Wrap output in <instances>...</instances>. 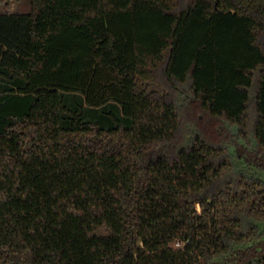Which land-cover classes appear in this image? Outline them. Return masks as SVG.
<instances>
[{"label": "trees", "instance_id": "16d2710c", "mask_svg": "<svg viewBox=\"0 0 264 264\" xmlns=\"http://www.w3.org/2000/svg\"><path fill=\"white\" fill-rule=\"evenodd\" d=\"M30 4L0 11V264H210L261 238L264 180L229 147L264 152V0ZM180 95L208 132L180 139Z\"/></svg>", "mask_w": 264, "mask_h": 264}, {"label": "rangeland", "instance_id": "374dc122", "mask_svg": "<svg viewBox=\"0 0 264 264\" xmlns=\"http://www.w3.org/2000/svg\"><path fill=\"white\" fill-rule=\"evenodd\" d=\"M5 2L6 0H0V11L5 10L6 8ZM10 5H11V9L17 12H28L31 8L30 0H10ZM176 95L177 93H175V96ZM176 98L180 105L179 112L183 116V122L179 132L180 139L181 140H184L185 138L188 139L191 136V134L197 133V130L202 132L203 128H205L206 131L208 132L209 130L207 129V127H203L208 125L207 116L202 112H200L197 108H193L192 103H189L188 101L183 99L181 95L180 97H176ZM246 146H248V144L245 141H241L235 138L232 140V145L229 147L230 149L229 151L233 153L234 158L241 159V156L244 153L243 152L244 150L242 149L246 148ZM244 161L247 162L249 165H252L250 164L248 159L246 160L244 159ZM254 167H256V165H254Z\"/></svg>", "mask_w": 264, "mask_h": 264}, {"label": "flooded vegetation", "instance_id": "af4514ba", "mask_svg": "<svg viewBox=\"0 0 264 264\" xmlns=\"http://www.w3.org/2000/svg\"><path fill=\"white\" fill-rule=\"evenodd\" d=\"M244 150L243 159H248L250 164L259 168V176L261 179L264 180V152L260 150H255L249 146L243 148ZM261 253V255H258ZM263 253V254H262ZM264 257V235L256 239L249 244H246L242 247H239L234 250V252L228 254L227 256L223 257L222 259L215 260L211 263L216 264H248L252 260Z\"/></svg>", "mask_w": 264, "mask_h": 264}, {"label": "built area", "instance_id": "2783aa9c", "mask_svg": "<svg viewBox=\"0 0 264 264\" xmlns=\"http://www.w3.org/2000/svg\"><path fill=\"white\" fill-rule=\"evenodd\" d=\"M182 244H183V242H180V241H177V242L175 243L176 246H180V245H182Z\"/></svg>", "mask_w": 264, "mask_h": 264}, {"label": "water", "instance_id": "95a60500", "mask_svg": "<svg viewBox=\"0 0 264 264\" xmlns=\"http://www.w3.org/2000/svg\"><path fill=\"white\" fill-rule=\"evenodd\" d=\"M239 150H240V148H239ZM263 254V253H262ZM258 255H261V253H259ZM210 264H213V263H210ZM216 264H219V262H216Z\"/></svg>", "mask_w": 264, "mask_h": 264}, {"label": "crops", "instance_id": "0c3cea01", "mask_svg": "<svg viewBox=\"0 0 264 264\" xmlns=\"http://www.w3.org/2000/svg\"><path fill=\"white\" fill-rule=\"evenodd\" d=\"M15 12H17V11H15Z\"/></svg>", "mask_w": 264, "mask_h": 264}]
</instances>
